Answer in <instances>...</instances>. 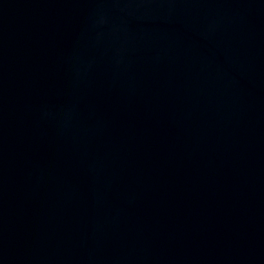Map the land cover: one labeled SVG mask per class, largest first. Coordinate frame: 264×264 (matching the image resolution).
<instances>
[{
	"label": "water",
	"instance_id": "water-1",
	"mask_svg": "<svg viewBox=\"0 0 264 264\" xmlns=\"http://www.w3.org/2000/svg\"><path fill=\"white\" fill-rule=\"evenodd\" d=\"M0 264H264V0H0Z\"/></svg>",
	"mask_w": 264,
	"mask_h": 264
}]
</instances>
